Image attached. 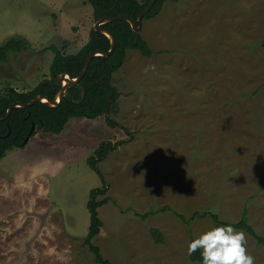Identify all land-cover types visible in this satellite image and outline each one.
<instances>
[{"label":"rangeland","instance_id":"rangeland-1","mask_svg":"<svg viewBox=\"0 0 264 264\" xmlns=\"http://www.w3.org/2000/svg\"><path fill=\"white\" fill-rule=\"evenodd\" d=\"M95 24L86 0H0V46L29 41L0 62V93L51 79L49 47L77 53ZM141 33L154 53L127 51L108 115L38 129L0 160V264H96L88 203L105 184L93 242L112 264H202L187 248L224 226L212 213L235 222L246 209L264 236V0H167ZM104 141H124L98 164L105 181L88 162ZM196 212L206 215L189 224L177 215ZM244 232L264 264V246Z\"/></svg>","mask_w":264,"mask_h":264},{"label":"trees","instance_id":"trees-1","mask_svg":"<svg viewBox=\"0 0 264 264\" xmlns=\"http://www.w3.org/2000/svg\"><path fill=\"white\" fill-rule=\"evenodd\" d=\"M92 5L93 16L97 21L102 17H114L117 15H128L137 20L141 12L148 5L150 0H86ZM167 0H157L153 8L147 13L144 19L156 16L163 4ZM103 27L109 29L116 37V45L112 54L108 56H95L88 68V71L79 83L71 82L63 100L56 106L52 107L44 102H36L28 107H15L10 116L0 120V160L4 158L7 151L14 148L25 147L28 142L25 141L33 123L36 124L32 136L38 129L49 133L60 134L71 118L82 117L95 119L101 115H108L116 104L118 92L112 84L113 74L121 68L127 58L128 50H138L142 55L150 57L154 51L149 46L147 40L141 32L132 29L130 22L127 20H114L103 24ZM29 41L24 36L12 37L0 46V62L6 60L9 52H21L27 49ZM264 46V42H263ZM111 48L110 38L101 31L93 27L89 34L87 43L73 54L63 53L56 45H51L55 55L50 65L51 79L41 81L37 86L29 91H19L13 87H7L6 91L0 93V115H5L12 103L21 101L27 103L31 101L35 94L39 93L54 99L62 84H57V77L62 73H68L72 78H76L82 71L88 54L94 50L109 51ZM83 89L86 94L82 99ZM111 125L116 123L107 118ZM31 136V137H32ZM124 141L112 143L104 141L96 150V155L88 159L90 166L102 177L104 175L98 166L108 154L109 151L116 149ZM105 181V180H104ZM108 185L102 188H93L88 203L90 210V227L85 237L84 244L95 254L96 264H112L106 259L100 250V247L94 244L93 240L101 232L103 222L99 217L98 208L107 204L111 198L105 197L97 200V196L105 194ZM154 211L138 214L142 219H146ZM175 213V211H174ZM197 214L205 216L206 213L196 212L193 217L188 219L184 214L177 215L186 223ZM212 217L217 225L231 224L237 230L246 231L254 237L256 241L264 246V236L259 234L254 226L249 223L247 210L245 209L241 219L235 222L220 221L218 215L212 213ZM151 233L156 241L163 242V236L159 229L151 228ZM195 238H192L194 240ZM191 257L194 262L202 263L200 251L198 250Z\"/></svg>","mask_w":264,"mask_h":264},{"label":"clouds","instance_id":"clouds-1","mask_svg":"<svg viewBox=\"0 0 264 264\" xmlns=\"http://www.w3.org/2000/svg\"><path fill=\"white\" fill-rule=\"evenodd\" d=\"M155 72V65H148L144 72ZM200 251L202 264H256L255 257L247 249V235L231 224L215 227L190 241L188 256Z\"/></svg>","mask_w":264,"mask_h":264},{"label":"water","instance_id":"water-1","mask_svg":"<svg viewBox=\"0 0 264 264\" xmlns=\"http://www.w3.org/2000/svg\"><path fill=\"white\" fill-rule=\"evenodd\" d=\"M156 1L157 0H150V2L145 7V9L141 12V14L137 18V20L133 19L132 17H130L128 15H117L114 17L105 16V17H102L101 19L97 20L94 28L97 31L103 32L104 34H106L110 38V41H111L110 50L109 51L94 50V51L90 52L86 58V61H85V64H84V67H83L81 73L76 78H72L70 76V74H68V73L60 74L57 77L56 83L57 84L61 83L63 85H62V88L59 90V92L57 93V95L55 96L54 99H51L47 96H44L42 94L37 93L34 95L33 99L27 103H24L21 101H17V102L12 103V105L8 108L7 113L5 115H0V120H4V119L8 118L10 116V114L12 113V110L15 107H28V106H31L32 104L36 103V102H44L45 104L52 106V107L58 105L63 100L65 94L67 93L68 87L71 85V82L79 83L81 81V79L84 77V75L88 71L89 65L95 56L101 55V56L105 57V56H108V55L113 53V51L115 49V45H116V37L109 29L103 27V24H105L107 22L114 21V20H127L128 22H130L132 29L134 31L141 32L142 27H143V20H144L145 16L147 15V13L153 8ZM85 94H86V92L83 89L82 99H84ZM34 130H36V124L35 123H33L31 130L25 139L26 142H28L30 140Z\"/></svg>","mask_w":264,"mask_h":264}]
</instances>
